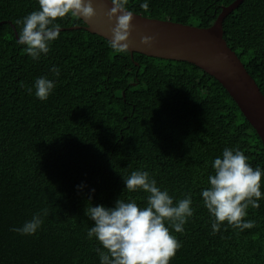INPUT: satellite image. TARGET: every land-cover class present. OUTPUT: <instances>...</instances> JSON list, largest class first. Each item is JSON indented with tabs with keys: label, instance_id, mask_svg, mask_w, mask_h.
I'll return each mask as SVG.
<instances>
[{
	"label": "trees",
	"instance_id": "trees-1",
	"mask_svg": "<svg viewBox=\"0 0 264 264\" xmlns=\"http://www.w3.org/2000/svg\"><path fill=\"white\" fill-rule=\"evenodd\" d=\"M234 1L149 0L145 11L143 0H129L128 7L208 28ZM37 9L36 0H0V264H99L85 208L118 198L143 206L146 193L123 192L122 177L138 169L174 199L192 196L196 211L183 233H172L182 246L171 264H264V199L245 218L254 228L222 226L213 235L200 197L225 147L264 169V146L223 86L188 62L115 53L72 17L57 21L59 38L33 61L16 42V21ZM222 30L264 96V0H243ZM41 76L56 80L44 102L29 93ZM44 211L35 235L11 231Z\"/></svg>",
	"mask_w": 264,
	"mask_h": 264
},
{
	"label": "clouds",
	"instance_id": "clouds-1",
	"mask_svg": "<svg viewBox=\"0 0 264 264\" xmlns=\"http://www.w3.org/2000/svg\"><path fill=\"white\" fill-rule=\"evenodd\" d=\"M107 12L109 21H114L109 47L115 53L127 54L132 31L134 12L129 9V0H110ZM38 9L17 20V44L33 61L47 56L52 43L61 32L57 21L66 17L76 19L93 18L96 13L91 0H36ZM140 7L149 8V0H143ZM153 37L144 36L141 44L151 46ZM54 77L60 76V69L51 68ZM41 101H47L56 88V80L41 76L35 79L29 93L33 92ZM212 172L207 177V186L200 191L203 207L211 220L212 234L221 231L222 226L244 232L256 226V222L245 219L249 208L259 209L264 199L262 177L264 169L255 168L239 148L225 147L211 162ZM123 192H144L143 206L136 199H117L111 207L97 204L85 208V215L92 225L86 239L95 241V252L99 264H171L181 243L172 233H183L185 225L195 214L191 194L174 199L167 189L157 185L151 174L142 169L122 177ZM81 188L83 186H77ZM94 194L95 189H91ZM91 197H89V201ZM47 212L35 213L30 220L11 231L21 236H32L43 224Z\"/></svg>",
	"mask_w": 264,
	"mask_h": 264
},
{
	"label": "water",
	"instance_id": "water-1",
	"mask_svg": "<svg viewBox=\"0 0 264 264\" xmlns=\"http://www.w3.org/2000/svg\"><path fill=\"white\" fill-rule=\"evenodd\" d=\"M91 2L96 15L90 20H80L85 24L86 31L109 41L111 29L115 26L114 21H109L107 17L112 7L110 0ZM242 2L235 0L222 8L208 28L134 14L128 52L131 55L138 53L164 60L184 61L203 70L223 86L264 146V96L223 39V20ZM144 36L154 38L151 46L141 44Z\"/></svg>",
	"mask_w": 264,
	"mask_h": 264
}]
</instances>
